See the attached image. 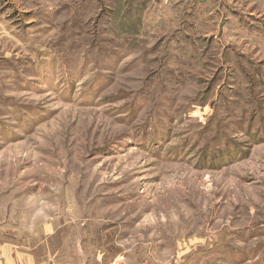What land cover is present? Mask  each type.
<instances>
[{"label": "rangeland", "instance_id": "1", "mask_svg": "<svg viewBox=\"0 0 264 264\" xmlns=\"http://www.w3.org/2000/svg\"><path fill=\"white\" fill-rule=\"evenodd\" d=\"M0 264H264V0H0Z\"/></svg>", "mask_w": 264, "mask_h": 264}]
</instances>
